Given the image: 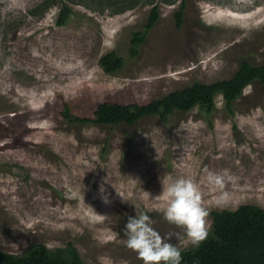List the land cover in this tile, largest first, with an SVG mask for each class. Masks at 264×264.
<instances>
[{
	"label": "rangeland",
	"instance_id": "374dc122",
	"mask_svg": "<svg viewBox=\"0 0 264 264\" xmlns=\"http://www.w3.org/2000/svg\"><path fill=\"white\" fill-rule=\"evenodd\" d=\"M152 2L160 18L130 57L132 32L147 23ZM64 4L72 13L58 25ZM113 50L125 64L107 73L99 60ZM243 60L264 64V0H0V251L73 242L87 264H143L126 247L124 227L147 212L162 236L175 231L155 210L168 177L199 187L208 233L213 210L264 209L258 82L236 101L234 116L221 96L210 116L195 108L167 122L84 126L62 115L65 104L84 117L103 102L145 104L195 81L230 78ZM209 171L226 173L221 187L206 182ZM218 197L223 206H212Z\"/></svg>",
	"mask_w": 264,
	"mask_h": 264
},
{
	"label": "trees",
	"instance_id": "16d2710c",
	"mask_svg": "<svg viewBox=\"0 0 264 264\" xmlns=\"http://www.w3.org/2000/svg\"><path fill=\"white\" fill-rule=\"evenodd\" d=\"M174 3V2H172ZM147 23L142 29L132 32L129 55L136 57L140 47L160 18L159 6L152 2ZM50 1L42 5L44 12ZM185 2L175 12L177 27L184 23ZM34 13L37 12L34 10ZM72 13L64 4L58 14V25H65ZM100 65L107 73L118 72L125 59L116 51L101 56ZM264 86V64L254 65L247 60L240 62L237 71L230 78L212 83L195 81L182 89L171 91L162 97L145 104H120L117 102L100 103L93 117L73 114L68 104L64 105L62 115L70 124L116 126L133 125L147 117L157 116L164 122L176 112H189L195 108L212 115L217 109V99L222 97L223 106L231 115H235V103L247 87L254 83ZM236 127V125L234 126ZM211 230L199 248L182 252L181 264H264V209L254 204H243L237 209H221L210 212ZM0 264H87L73 242L57 250L49 249L45 244L33 245L23 254L0 251Z\"/></svg>",
	"mask_w": 264,
	"mask_h": 264
},
{
	"label": "clouds",
	"instance_id": "9594fccd",
	"mask_svg": "<svg viewBox=\"0 0 264 264\" xmlns=\"http://www.w3.org/2000/svg\"><path fill=\"white\" fill-rule=\"evenodd\" d=\"M225 176L226 173L209 171L205 179L210 186L219 188ZM161 183L159 196L164 205L155 210L162 214L164 221L174 226L175 231L162 236L153 226L154 221L150 215L142 212L127 220L124 227L125 245L136 253L143 264H181L182 252L189 248H199L207 238L208 207L202 205L199 187L190 179L168 177ZM99 192L102 200L108 203L109 197L103 184ZM117 194L126 200L122 194ZM223 204V197L212 202L214 207ZM173 237L180 243H172Z\"/></svg>",
	"mask_w": 264,
	"mask_h": 264
}]
</instances>
